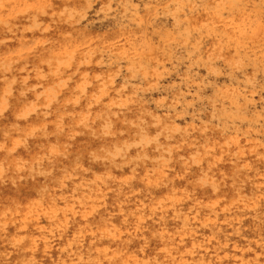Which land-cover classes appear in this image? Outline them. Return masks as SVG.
<instances>
[{"label":"clouds","instance_id":"clouds-1","mask_svg":"<svg viewBox=\"0 0 264 264\" xmlns=\"http://www.w3.org/2000/svg\"><path fill=\"white\" fill-rule=\"evenodd\" d=\"M0 264H264V0H0Z\"/></svg>","mask_w":264,"mask_h":264}]
</instances>
